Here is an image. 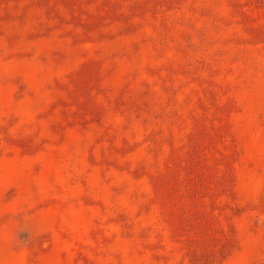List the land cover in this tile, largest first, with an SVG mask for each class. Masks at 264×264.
<instances>
[{
	"label": "rangeland",
	"instance_id": "rangeland-1",
	"mask_svg": "<svg viewBox=\"0 0 264 264\" xmlns=\"http://www.w3.org/2000/svg\"><path fill=\"white\" fill-rule=\"evenodd\" d=\"M0 264H264V0H0Z\"/></svg>",
	"mask_w": 264,
	"mask_h": 264
}]
</instances>
